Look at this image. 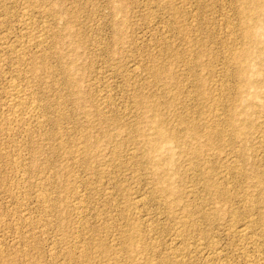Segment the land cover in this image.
Here are the masks:
<instances>
[{"label":"rangeland","instance_id":"1","mask_svg":"<svg viewBox=\"0 0 264 264\" xmlns=\"http://www.w3.org/2000/svg\"><path fill=\"white\" fill-rule=\"evenodd\" d=\"M250 1L0 0V264H264Z\"/></svg>","mask_w":264,"mask_h":264},{"label":"bare ground","instance_id":"2","mask_svg":"<svg viewBox=\"0 0 264 264\" xmlns=\"http://www.w3.org/2000/svg\"><path fill=\"white\" fill-rule=\"evenodd\" d=\"M249 3H251V5H252V7H253V10H252V12L253 13H250V14H248L247 15V13H246V17H245V19H244V24H243V26H242V34H243V38H244V42H248V43H250V42H253V43H256V44H260V43H262L263 45H264V34H260L258 31V29L262 26V25H264V18H262L261 16H260V10H261V8H262V0H251ZM248 4V3H247ZM245 15V14H244ZM243 18V17H242ZM241 20V19H240ZM39 32V31H38ZM44 33V32H43ZM37 44H39V43H37ZM243 46V45H242ZM259 46V45H258ZM255 47V49H253V48H251L250 46L249 47H243L242 49H241V47L239 48V49H241V50H239L238 51V54L236 55V58L238 59V68H237V71H238V77L240 78V80H241V86L242 87H250L252 84H253V81L250 79V77L248 76V74H247V68H248V66H249V60H250V57L251 56H253L254 54L255 55H257V56H262V55H264V48H263V46L262 47ZM37 47V46H36ZM40 50H42V49H40ZM22 51V50H21ZM30 77V76H29ZM12 80V79H11ZM13 81V80H12ZM11 81V83H13L11 86H12V88L15 90V93L14 92H12L13 93V96L11 97V105H12V107H13V113L12 114H14L15 116H18L19 114H21V112H26V111H28L29 109H32L33 110V103H34V105H35V102H33L32 104L30 103H28V94L26 95V94H23V93H21L22 91H21V89H19L18 87H17V84H14V81L12 82ZM17 81V80H16ZM19 82V81H18ZM10 83V82H9ZM20 84V83H19ZM261 84L262 85H264V81L263 82H261ZM24 85V84H23ZM22 85V86H23ZM26 85V84H25ZM10 86V87H11ZM21 86V87H22ZM24 88H25V86H24ZM24 88H22V89H24ZM11 89V88H10ZM26 89H28V88H25V90ZM13 90V91H14ZM24 91V90H23ZM27 91V90H26ZM30 91V90H29ZM11 92V91H10ZM32 92V91H31ZM11 94V93H10ZM32 95V94H31ZM30 96V95H29ZM10 97V96H9ZM35 97V96H34ZM30 98V97H29ZM9 99V98H8ZM30 100V99H29ZM33 100V99H32ZM35 101V100H34ZM150 103V102H149ZM10 105V104H9ZM10 105V106H11ZM37 105V104H36ZM36 105L34 106V107H36ZM156 106V105H155ZM12 107H11V109H12ZM37 108V107H36ZM39 109V108H38ZM159 109V108H158ZM37 109H35L34 111H36ZM29 111H31V110H29ZM11 112V111H10ZM27 113H29V112H27ZM32 113V112H31ZM34 113V112H33ZM37 113V112H36ZM157 113V112H156ZM25 114V113H24ZM30 114V113H29ZM13 115V116H14ZM23 115V114H22ZM27 115V114H26ZM26 115H24L23 117H25L26 118ZM159 115V114H158ZM230 115V114H229ZM37 116V115H36ZM11 117V116H10ZM21 117V116H20ZM89 117V116H88ZM17 118V117H16ZM29 118V117H28ZM24 119V118H23ZM22 119V120H23ZM27 119V118H26ZM90 119V118H89ZM15 120H17V119H15ZM14 120V121H15ZM17 121H19V120H17ZM16 121V122H17ZM26 121V120H25ZM231 121V120H230ZM12 122V121H11ZM15 122V123H16ZM19 123H24V122H22L21 121V119H20V122ZM28 124V123H27ZM183 124V123H182ZM22 125V124H21ZM230 125V124H229ZM24 126V125H23ZM208 126V125H207ZM166 127V126H165ZM165 127L163 126V122L162 121H158V120H156L155 121V126H154V133H155V139H152V140H150L148 143L151 145L150 147H152V148H156V147H159V142H170V141H172V137H173V135L169 132V131H167L166 129H165ZM204 127V126H203ZM231 127V126H230ZM149 128V127H148ZM207 128V127H206ZM203 129V128H202ZM235 131V130H234ZM57 140V139H56ZM72 147V146H71ZM77 147V146H76ZM87 149V148H86ZM92 149V148H91ZM69 150V149H68ZM80 153V152H79ZM87 153V152H86ZM69 154V153H68ZM82 154H83V152H82ZM186 154V153H185ZM65 155V154H64ZM70 155V154H69ZM75 155V154H74ZM190 155H191V153H190ZM205 156V155H204ZM196 158V157H195ZM192 161H193V158H192ZM105 162V161H104ZM104 166V165H103ZM102 166V167H103ZM201 167V166H200ZM109 168V167H108ZM102 170V169H101ZM100 170V171H101ZM107 170V169H106ZM203 170V169H202ZM236 170V169H235ZM105 172V171H104ZM108 172V171H107ZM68 177V176H67ZM159 180H161V179H159ZM166 180V179H165ZM74 181V180H73ZM71 182V181H70ZM75 182V181H74ZM205 182H206V180H205ZM213 182V181H212ZM218 182V181H217ZM204 183V182H203ZM211 184V183H210ZM204 185V184H203ZM215 187V186H214ZM69 188V187H68ZM162 190L164 191V192H169V190H168V188H167V185H166V187H163L162 188ZM161 190V191H162ZM72 191V190H71ZM70 191V192H71ZM209 191V190H208ZM214 191V190H213ZM228 192H229V190H228ZM39 193V192H38ZM49 193V192H48ZM77 193V192H76ZM158 193V192H157ZM74 194V193H73ZM40 195V194H39ZM68 195H70V194H68ZM75 195V194H74ZM38 196V195H37ZM169 196H170V194H169ZM41 197V196H40ZM45 197V196H44ZM66 197V196H65ZM79 197V196H78ZM47 198V197H46ZM45 198V199H46ZM49 198V197H48ZM39 200V199H38ZM48 200V199H47ZM40 201V200H39ZM38 201V202H39ZM52 201V200H51ZM41 202V201H40ZM43 202H45V201H43ZM56 202V201H55ZM76 202V201H75ZM77 202H78V200H77ZM50 203V202H49ZM80 203V202H79ZM44 204V203H43ZM46 204H47V202H46ZM53 204V203H52ZM56 204V203H55ZM83 205V204H82ZM44 206V205H43ZM47 206V205H46ZM73 207V206H72ZM79 207V206H78ZM85 207V206H84ZM45 209V208H44ZM74 209V208H73ZM51 210V209H50ZM76 211V210H75ZM46 212V211H45ZM82 212V211H81ZM75 213V212H74ZM235 215V214H234ZM81 216V215H80ZM125 216V215H124ZM134 217V216H133ZM233 217V216H232ZM264 217V216H263ZM127 219V218H126ZM128 219H130V218H128ZM132 220V219H131ZM263 220V219H262ZM23 222V221H22ZM39 222V221H38ZM133 224V223H132ZM245 224V223H244ZM185 226V225H184ZM248 226V225H247ZM247 226H245V225H243L242 227H240L239 228V233H241V234H245L246 233V231L248 230L247 229ZM181 227H182V225H181ZM250 228V227H249ZM134 230H135V228H133ZM130 230H132V229H130ZM139 230H140V228H139ZM252 230V229H251ZM236 232H237V230H236ZM264 232V231H263ZM238 233V232H237ZM138 234V233H137ZM136 234V232L135 231H133V232H131L129 235H128V238L127 239H129V241L132 243L133 241H136L137 240V238H138V235ZM250 233H248V235H249ZM149 236V235H148ZM239 236V235H238ZM246 236V235H245ZM61 237V236H60ZM66 237V236H65ZM140 237V236H139ZM142 237V236H141ZM140 237V238H141ZM243 237V236H242ZM251 237V236H250ZM144 238V237H143ZM143 238H141V239H143ZM145 238H147V237H145ZM241 238V237H240ZM253 238V237H252ZM84 239V238H83ZM263 239V238H262ZM146 240V239H145ZM249 240V239H248ZM126 241V240H125ZM138 242H139V240H138ZM144 242V241H143ZM146 242V241H145ZM251 242V241H250ZM253 242V241H252ZM254 243H255V241H254ZM80 244V243H79ZM82 244V243H81ZM85 244H87V243H85ZM128 245H130V244H127V246ZM139 245V244H138ZM142 245V244H141ZM82 246V245H81ZM84 246V245H83ZM89 246V245H88ZM104 247V246H103ZM82 248V247H81ZM80 248V249H81ZM85 248V247H84ZM123 248V247H122ZM134 248V247H133ZM89 249V248H88ZM92 249V248H91ZM82 250V249H81ZM84 250V249H83ZM186 250V249H185ZM85 251V250H84ZM84 251H81V252H84ZM96 251V250H95ZM130 251V250H129ZM70 252V251H69ZM102 252V251H101ZM179 252H181V251H179ZM188 252V251H187ZM67 253V252H66ZM94 253V252H93ZM133 253V252H132ZM175 253V252H174ZM71 254V253H70ZM81 254V253H80ZM96 254V253H95ZM105 254V253H104ZM79 255V254H78ZM138 255V254H137ZM174 255V254H173ZM172 255V256H173ZM105 256V255H104ZM175 256V255H174ZM179 258H180V256H179ZM66 259V258H65ZM85 259H86V257H85ZM102 259V258H101ZM107 260V259H106ZM111 260V259H110ZM130 260V259H129ZM180 260V259H179ZM116 261V260H115ZM174 261V260H173ZM88 262V261H87ZM175 262V261H174ZM176 262H177V260H176ZM1 263V262H0ZM90 263H92V262H90ZM116 263V262H115ZM144 263V262H143ZM96 264V263H95ZM101 264V263H100ZM114 264V263H113ZM180 264V263H179ZM263 264V263H262Z\"/></svg>","mask_w":264,"mask_h":264}]
</instances>
